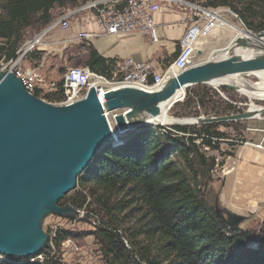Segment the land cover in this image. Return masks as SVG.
Instances as JSON below:
<instances>
[{
    "label": "trees",
    "instance_id": "1",
    "mask_svg": "<svg viewBox=\"0 0 264 264\" xmlns=\"http://www.w3.org/2000/svg\"><path fill=\"white\" fill-rule=\"evenodd\" d=\"M84 1L0 0V57L8 61L17 57L27 39L25 32L37 24L35 19L42 28L33 36L66 8ZM199 1L209 7H228L247 27L264 31V0ZM258 17L260 21L255 23ZM85 46L88 56L84 66L111 78L113 60L102 57L91 45ZM40 56L37 51L36 57ZM59 85L52 96L39 91L33 94L48 102L59 100L63 95L61 80ZM214 96L202 86L188 89L184 101L173 105L174 114L202 113L198 109L190 112L191 106L216 115L236 109L231 103L219 107L220 100ZM182 97L180 91L177 99ZM235 123L139 125L123 144L114 146L108 141L102 145L89 166L78 174L74 195L68 192L60 203L84 209L85 217L94 220V230L89 234L94 236L106 264H264V228L259 232L230 228L216 216L211 207L212 192L206 188L213 180L211 171L216 161L201 147L219 150L221 141L228 140L219 126ZM83 235L58 228L36 255L8 258L0 254V264H66L63 242ZM252 241H257V246Z\"/></svg>",
    "mask_w": 264,
    "mask_h": 264
},
{
    "label": "water",
    "instance_id": "2",
    "mask_svg": "<svg viewBox=\"0 0 264 264\" xmlns=\"http://www.w3.org/2000/svg\"><path fill=\"white\" fill-rule=\"evenodd\" d=\"M256 36L264 39V31ZM235 42L238 47L248 46L244 37H237ZM212 59L209 57L208 62H199L170 77L153 92L131 86L107 92V110L119 111L115 116L116 130L125 131L167 113L180 99L172 100L164 111L159 98L169 100L179 85H185V98L186 89L205 84L208 75L264 68V59H243L232 65H227L222 58L217 59L221 61ZM220 86L246 96L248 101L242 105L248 108L213 116H173L175 121L170 125L231 122L264 115V106L256 103L264 98L248 96L239 85L221 83ZM112 136L94 87L83 99L53 105L29 92L14 72H0V254L25 258L43 249L48 240L43 229L45 218L71 216L77 212L71 205L61 206L60 200L74 190L78 174L89 166L100 147ZM211 207L230 228L238 229L248 219L221 206L219 194Z\"/></svg>",
    "mask_w": 264,
    "mask_h": 264
},
{
    "label": "rangeland",
    "instance_id": "3",
    "mask_svg": "<svg viewBox=\"0 0 264 264\" xmlns=\"http://www.w3.org/2000/svg\"><path fill=\"white\" fill-rule=\"evenodd\" d=\"M186 1L196 5L202 4L199 0ZM182 6L183 5L180 3H177L172 7L178 8ZM2 14L3 7L0 2V15ZM224 14L227 23L223 27H220L214 35L201 40V45L199 44L200 48L203 49V53H206V55H211L210 53L212 50L223 49V47L227 46L233 40L234 33L228 26L229 23L231 25H237L242 29L247 28L246 30H249L251 34L261 32L256 31L252 27H245L238 17L229 12H225ZM259 21L260 17L255 20V23ZM35 22L37 24L30 26L25 32L26 37L33 36V34L41 30L42 26L39 25L37 19H35ZM30 38L32 39V37ZM2 45L3 40L0 38V47ZM52 51L54 52L47 56L45 65H43L41 71L49 79L58 81L62 79L64 72H66L68 68L84 66L88 56V50L85 48L81 50L80 47L76 45L66 50ZM42 56L41 52V56L37 58L35 51L31 53L27 59L30 58L29 61L32 65H36L42 62L40 61ZM27 59L23 63L25 66L29 65ZM8 62L9 61L5 60L4 57H0V72L5 68ZM194 62H197V56ZM245 74L247 75L242 74L237 76L234 83H238L246 90L253 92L258 87L257 83L260 82L261 79L255 74ZM199 86L209 90L210 96L215 94L214 100H220L219 107H223L225 103H231L236 106L235 110L221 114L242 112L248 108V106L242 105V103L248 101V98L231 89L225 88L226 90H224L222 87L217 88L211 84L199 83L188 87L186 92L188 89L198 88ZM52 95L53 94H51V96ZM183 101L184 98H181L178 102ZM256 103L264 106V101H257ZM196 109L202 112L199 115H216L209 110L206 112L203 107L199 106L195 108L191 106L188 110L191 112ZM175 110L176 109L172 106L166 113V116L169 118H174L173 116H196H176L174 114L176 112ZM234 122H236L234 126H219L218 129L225 132L228 137V140L221 141L219 150L205 148V146L201 147V151L204 152L207 157H213L216 161L211 171L213 180L206 188L208 191L212 192L213 203L215 202L216 195L219 193L221 197L219 204L221 206H227L229 209L231 208L239 214L248 216V219L241 224L242 229L251 232H259L260 229L264 228V148H259L257 145L264 147V115L259 118ZM133 131L128 135H131ZM196 142L199 144L200 140L198 139ZM69 195H74V191ZM60 205L62 206L65 204L61 202ZM76 214L78 215L76 216ZM85 215L86 213L80 215L78 211L73 214L74 219H70V216L49 215L43 222V229L51 236L55 235V231L58 228L74 230L75 232L84 234L78 239H69L63 242V257L66 264H106L102 258L98 245L94 241V236L89 234L90 231L94 230V220L85 217ZM256 240H259L258 236H256ZM257 244V241H252L253 246H257Z\"/></svg>",
    "mask_w": 264,
    "mask_h": 264
},
{
    "label": "built area",
    "instance_id": "4",
    "mask_svg": "<svg viewBox=\"0 0 264 264\" xmlns=\"http://www.w3.org/2000/svg\"><path fill=\"white\" fill-rule=\"evenodd\" d=\"M158 1L167 4L173 2L183 5L185 0H86L79 2L76 7L66 8L45 29L25 40L17 51V57L9 60L2 71H12L21 80L24 87L32 94H53L59 90L60 80L49 79L41 71L43 62L36 65H23L24 61L33 52L46 48L48 38L54 31L67 30L74 22L87 13L86 19L99 25L101 31L108 34H118L127 31H138L149 34L150 38L158 41V32L155 27L153 14L160 9ZM223 9H212L202 4H194L190 13L192 23L188 25L179 40V50L173 60L164 68L156 71L150 63H142L127 58L116 64L111 71V78L92 71L88 66L70 67L62 76L63 95L59 100L51 101L53 105H65L83 99L89 90L94 87L99 102L104 108L107 118L113 119L112 111L106 108V94L117 87L131 86L146 91H155L170 77L181 73L194 65L198 46L201 40L211 36L213 32L226 23ZM85 18V17H84ZM91 32L81 31L78 39L88 38ZM52 50H56L55 48ZM63 50V49H62ZM46 101V99H44ZM48 102V101H47ZM112 142V141H110ZM114 146L120 142H112ZM80 215L85 212L77 210Z\"/></svg>",
    "mask_w": 264,
    "mask_h": 264
},
{
    "label": "crops",
    "instance_id": "5",
    "mask_svg": "<svg viewBox=\"0 0 264 264\" xmlns=\"http://www.w3.org/2000/svg\"><path fill=\"white\" fill-rule=\"evenodd\" d=\"M188 14L189 11L187 9L167 5L163 6V8L154 15L158 32V41L154 42L149 35H144L138 31H127L118 34L103 32L100 30L98 24L86 19L88 14L84 13L80 15L81 19L74 22L67 30H58L51 34L47 41L48 44L45 46L46 48L41 47L39 50L43 55L40 61L45 65L47 56L54 52L52 51L54 48L56 50H66L76 45L82 50V48L86 49L85 45H91L102 57L113 60L114 64H119L127 58H132L137 62L150 63L156 71H159L164 69L177 54L179 50V40L190 24ZM83 30L91 32V35L88 38L80 40L77 37ZM217 30H215L212 35H214ZM30 37L31 36H28L26 38L28 39ZM200 45L198 46L197 52L200 50L201 54H196L197 62H194V64L208 62L209 57H215H211V55L216 49L211 51V55H206V53H203V49L200 48ZM29 59H27V62L30 65L32 63ZM212 60H215V58ZM257 147L264 148L260 145H257ZM220 200L221 197L219 195V201Z\"/></svg>",
    "mask_w": 264,
    "mask_h": 264
},
{
    "label": "bare ground",
    "instance_id": "6",
    "mask_svg": "<svg viewBox=\"0 0 264 264\" xmlns=\"http://www.w3.org/2000/svg\"><path fill=\"white\" fill-rule=\"evenodd\" d=\"M185 2L186 3H184L182 7H178V8L187 9L189 11L188 16H189V21L191 24L192 19L190 17V13L193 11L194 4L189 2V1H186V0H185ZM158 3L160 4L161 7L158 11H156L153 14L154 21H155L154 15L157 12H159L163 8V6L166 5L167 2L158 1ZM175 4H177V3L173 2L171 4H167V6H173ZM203 6H205V5H203ZM205 7L212 8V9H223V11H222L223 14L225 12H229L232 15H235L236 17L239 18L238 14L234 13L228 7H209V6H205ZM224 16H225V14H224ZM243 24L245 27H247V25H245L244 22H243ZM228 26L233 30V33H234L233 40L227 46H225L222 49V51H220L221 50L220 49V50H216L212 53L211 57L215 56L214 57L215 61H221V60H217V59L222 58V60L225 61L227 65H232L234 63H237V64L240 63L243 59H251V60H253V59H256V60L264 59V39H261V40L258 39L256 34H251V32L249 30H246L247 28L242 29L241 27H239L237 25H231L230 23L228 24ZM155 27H157L156 22H155ZM144 35H149V34H144ZM237 37L246 38L248 41V46L238 47L236 45V42H235V39ZM245 73L255 74L256 76H258L261 79V81L257 83L258 87L253 92L248 91L241 86L242 91L245 92V94L249 95L250 97L264 98V68L252 69V70L245 71L243 73L242 72H235V73H228V74H224V75L211 74V75H208L204 79V81H205V84H211L212 86L217 87V88H221V86H220L221 83H231V84L239 85L238 83H234V81L237 79V76L245 74ZM172 77H174V75ZM163 85L164 84H162L161 87ZM184 86L185 85H179L177 87V89L172 93V97L169 100L159 98L161 107L163 108L164 111L168 110L169 106L171 105L172 100H176L178 98L180 91H182L184 94V88H185ZM149 92H153V91H149ZM118 112L119 111H112V113L114 115L113 119L106 117L107 121H108V123H109V125L113 131V136L109 141L117 142V143L121 141V144H123V142H124L123 139L130 133V131H132V129L137 128L138 125L130 126V128L125 130V131L116 130L117 123H116L115 116ZM173 121H175L174 118H169L166 116V113H163L162 115L155 117L153 119H150V118L146 119L144 121L145 124H142V125L159 126L162 124L161 126H166V125H170ZM205 148H207V147H205ZM82 210L85 212L84 209H82Z\"/></svg>",
    "mask_w": 264,
    "mask_h": 264
}]
</instances>
